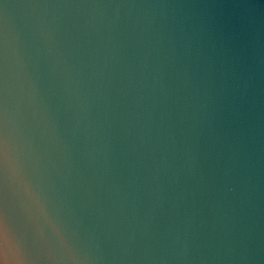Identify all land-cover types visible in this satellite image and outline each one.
<instances>
[{"label": "water", "instance_id": "obj_1", "mask_svg": "<svg viewBox=\"0 0 264 264\" xmlns=\"http://www.w3.org/2000/svg\"><path fill=\"white\" fill-rule=\"evenodd\" d=\"M0 264H264V0H0Z\"/></svg>", "mask_w": 264, "mask_h": 264}]
</instances>
